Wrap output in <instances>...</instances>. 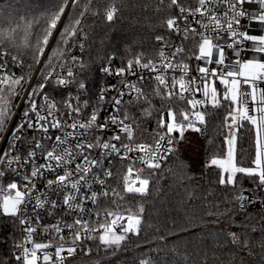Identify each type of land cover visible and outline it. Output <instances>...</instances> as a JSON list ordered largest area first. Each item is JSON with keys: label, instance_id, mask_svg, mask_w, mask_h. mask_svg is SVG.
Listing matches in <instances>:
<instances>
[{"label": "snow or ice", "instance_id": "snow-or-ice-1", "mask_svg": "<svg viewBox=\"0 0 264 264\" xmlns=\"http://www.w3.org/2000/svg\"><path fill=\"white\" fill-rule=\"evenodd\" d=\"M122 7V0H53L30 17L13 14L11 3L0 7V142L7 137L0 219L13 228L0 236V264H72L92 255L89 241L119 259L129 237L141 236L144 200L188 132L206 137L204 167L216 170L240 210L264 207V0L145 4L156 16L153 44L108 55L95 94L86 96L85 29L93 19L114 23ZM49 86L67 95L58 100ZM221 114L218 141L207 133L209 118ZM249 136L251 153L240 144ZM178 168L169 169L176 182L191 179L186 165ZM213 207L211 223L227 215L235 228L216 232L213 244L234 250L221 264H245L254 248L264 264V218L257 228L250 216L238 221ZM133 264L158 261L149 253Z\"/></svg>", "mask_w": 264, "mask_h": 264}, {"label": "trees", "instance_id": "trees-1", "mask_svg": "<svg viewBox=\"0 0 264 264\" xmlns=\"http://www.w3.org/2000/svg\"><path fill=\"white\" fill-rule=\"evenodd\" d=\"M53 0H0V7H7L12 4L13 14L32 12L39 13V10L49 7ZM123 7L117 20L108 24L104 21L90 20L86 31L89 32V39L86 42V51L83 53V60L88 65L86 69V83L91 90H96L98 82L103 78L99 67L106 62L108 55L123 53L131 46L133 50H147L153 44L154 33L150 24H155L156 16L151 8L145 10V4H153L154 0H122ZM151 18V19H146ZM73 54L80 56L79 48L72 49ZM117 57L116 64L119 59ZM37 82V78L35 83ZM34 83V84H35ZM50 89V86H49ZM222 114L219 117H210L207 136L222 140L214 129V125L220 123ZM154 127V125L150 126ZM194 134L186 133V139L177 145L178 151L163 162L162 172L159 173L151 188L150 195L144 200L143 231L139 238L130 236L127 241V251L118 253L119 259L105 256L103 252L97 253L94 242L89 241L93 247L91 256L80 254L72 264H107L115 260V264H133L140 256L151 253L158 264H199L207 254V264H221V261L228 260V253L234 251L229 247H217L213 244L216 232L219 229L235 230L231 228V221L228 216H221L220 223L214 224L215 216H208V211H216V205L220 212L229 210V214L236 220L250 216L252 224L259 228L263 213L241 211L231 201L233 192L230 188L222 187L217 183L216 170L204 167L208 159L206 137L201 138L197 149V155L191 154L188 148V140ZM240 144L249 153L253 151L250 147V136L240 141ZM251 159L249 155L245 164ZM186 165V172L191 179L176 182L172 172H178L180 163ZM172 169V172H169ZM244 186H253L247 180ZM13 232L12 225L0 219V236H8ZM16 235H19L17 231ZM259 236V233L253 234ZM161 237L164 239L161 240ZM139 243L141 246L136 247ZM6 248L0 245V249ZM172 249H177V255L172 254ZM255 257L245 255V264H260L261 252L258 248L253 249ZM159 252V256L156 253ZM166 257V260L164 259ZM239 264V258L237 259Z\"/></svg>", "mask_w": 264, "mask_h": 264}, {"label": "built area", "instance_id": "built-area-1", "mask_svg": "<svg viewBox=\"0 0 264 264\" xmlns=\"http://www.w3.org/2000/svg\"><path fill=\"white\" fill-rule=\"evenodd\" d=\"M193 64H195V61H193ZM117 65V64H116ZM118 66V65H117ZM15 71L17 72V74H19V69H15ZM194 74V73H193ZM101 76L103 77V74L101 73ZM35 80H36V76L34 75V77H33V80H32V83L34 84L35 83ZM112 82H114V81H112ZM72 90H74V89H72ZM88 93H86L85 95L87 96V95H89V94H91V95H94L95 94V92H96V90H90L89 88H88ZM46 91L51 95V96H53V97H55L56 99H61L63 96H66L67 95V91L68 90H60V89H55L54 87H52V86H50V89H49V87L48 88H46ZM24 106L23 105H21V109L23 108ZM20 115V112H17V117ZM17 121L14 119L13 120V125L16 123ZM199 135L201 136V137H203L204 135H201L200 133H199ZM0 144H1V148H0V150H2V149H4V148H6L7 147V137H5V139H4V141H2V142H0ZM246 188H248V189H252L253 188V186H245ZM257 198H259V196L257 197ZM239 209V208H238ZM240 210V209H239ZM241 211H249V212H258V213H263L264 214V207H261V205L260 204H256V205H253V206H250V207H248V208H246L245 210H241ZM44 222L47 224V223H52L53 221H52V219L51 218H49V217H47V216H45V218H44ZM117 231H119V229H117ZM37 241L38 242H40V241H42L43 239H45L43 236H37Z\"/></svg>", "mask_w": 264, "mask_h": 264}, {"label": "rangeland", "instance_id": "rangeland-1", "mask_svg": "<svg viewBox=\"0 0 264 264\" xmlns=\"http://www.w3.org/2000/svg\"><path fill=\"white\" fill-rule=\"evenodd\" d=\"M194 133V132H193ZM201 136L199 133H194L188 140V148L192 155L196 156L198 152L199 145L201 143Z\"/></svg>", "mask_w": 264, "mask_h": 264}, {"label": "water", "instance_id": "water-1", "mask_svg": "<svg viewBox=\"0 0 264 264\" xmlns=\"http://www.w3.org/2000/svg\"><path fill=\"white\" fill-rule=\"evenodd\" d=\"M0 148H1V144H0Z\"/></svg>", "mask_w": 264, "mask_h": 264}]
</instances>
